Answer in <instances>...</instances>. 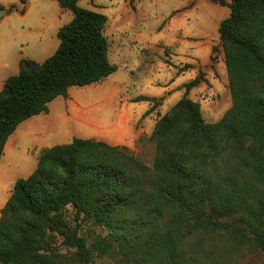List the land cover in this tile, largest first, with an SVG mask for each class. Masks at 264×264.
<instances>
[{
  "label": "trees",
  "instance_id": "16d2710c",
  "mask_svg": "<svg viewBox=\"0 0 264 264\" xmlns=\"http://www.w3.org/2000/svg\"><path fill=\"white\" fill-rule=\"evenodd\" d=\"M56 1L74 18L59 31V48L41 70L31 73L21 62L5 82L0 159L23 121L68 98L70 88L117 72L109 59L108 17L80 7L82 0ZM210 1L231 10L219 27L229 111L206 123L200 104L184 96L154 127L153 167L127 147L93 139L43 150L2 210L0 264H58L57 236L85 263L96 253L119 264H237L245 249L264 252V0ZM86 223L106 231L90 246L80 235Z\"/></svg>",
  "mask_w": 264,
  "mask_h": 264
},
{
  "label": "rangeland",
  "instance_id": "374dc122",
  "mask_svg": "<svg viewBox=\"0 0 264 264\" xmlns=\"http://www.w3.org/2000/svg\"><path fill=\"white\" fill-rule=\"evenodd\" d=\"M79 6L108 17L109 59L117 72L101 83L70 88L68 98L52 101L48 113L26 123L20 151H7L1 165L10 170L12 163L14 175L0 191V205L11 195L12 183L35 171L45 149L75 138L93 139L127 147L153 167L154 127L184 96L200 104L210 124L232 107L219 34L231 13L228 5L210 0H82ZM0 11L8 13L0 19V62L9 64L10 76L19 73L21 62L27 67L52 57L60 45L59 31L74 18L56 0H0ZM196 79L199 85L188 91L186 84ZM140 96L154 100L136 101ZM156 103V110L145 115ZM67 217L75 225L72 207ZM97 234L106 231L87 223L80 228L89 246ZM53 246L62 256L58 264H119L117 257L96 253L85 263L61 236ZM242 255L237 264H264L263 251L245 249Z\"/></svg>",
  "mask_w": 264,
  "mask_h": 264
},
{
  "label": "crops",
  "instance_id": "0c3cea01",
  "mask_svg": "<svg viewBox=\"0 0 264 264\" xmlns=\"http://www.w3.org/2000/svg\"><path fill=\"white\" fill-rule=\"evenodd\" d=\"M6 14H8L7 13V11H6ZM6 14L4 15V16H6ZM43 63V62H42ZM41 63V64H42ZM19 66H20V64H19ZM9 69H10V66H9V64L8 63H6L5 61H1L0 62V90L2 89V88H4V85H5V82L7 81V79L8 78H10V77H12V76H10V74H9ZM20 70V69H19ZM20 72V71H19ZM8 74V75H7ZM52 103V102H51ZM50 103V104H51ZM48 112H49V108H48ZM48 112H46V113H48ZM46 113H42V114H40V115H43V114H46ZM40 115H36V116H34V117H31V118H29V119H27V120H25V121H23L18 127H17V129H16V131L9 137V139H8V141L6 142V144H5V147H4V154L2 155V157H1V159H0V191L1 190H5L6 189V186H7V181L8 180H10V179H12V177H13V175H14V172H13V170L11 169L12 168V163H11V167H10V170H7V169H5V168H1V165H2V162H3V160L4 159H6V157H7V151H12V152H14V154H17L19 151H20V149H21V142H22V140H23V129H24V127H25V125H26V123H28L29 121H31L33 118H35V117H39ZM49 149V148H48ZM16 161H17V159H16ZM37 166H38V164H37ZM37 168V167H36ZM36 170V169H35ZM34 173V172H33ZM32 173V174H33ZM31 174V175H32ZM30 175V176H31ZM29 178V177H28ZM20 180V179H19ZM18 181V180H17ZM16 181V182H17ZM16 182L15 183H12V185H13V189H14V186H15V184H16ZM12 192H13V190H12ZM11 195H12V193H11ZM11 195H7L6 196V198L4 199V201H3V203H2V205H0V218H1V213H2V210H3V208L5 207V205L7 204V202L9 201V199H10V197H11Z\"/></svg>",
  "mask_w": 264,
  "mask_h": 264
},
{
  "label": "water",
  "instance_id": "95a60500",
  "mask_svg": "<svg viewBox=\"0 0 264 264\" xmlns=\"http://www.w3.org/2000/svg\"><path fill=\"white\" fill-rule=\"evenodd\" d=\"M6 14V11H0V19ZM27 70L31 73H36L38 72L39 70H41L42 68V64L40 63H34V62H31V63H28L27 64Z\"/></svg>",
  "mask_w": 264,
  "mask_h": 264
}]
</instances>
